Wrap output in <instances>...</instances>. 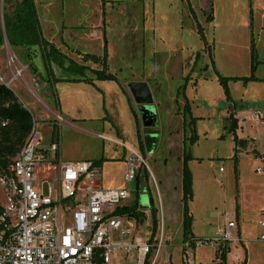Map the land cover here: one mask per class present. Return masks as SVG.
Instances as JSON below:
<instances>
[{"label":"rangeland","instance_id":"rangeland-1","mask_svg":"<svg viewBox=\"0 0 264 264\" xmlns=\"http://www.w3.org/2000/svg\"><path fill=\"white\" fill-rule=\"evenodd\" d=\"M35 1L45 37L67 56L87 66L84 71L87 79L95 78L94 70L102 65L90 59L85 61L80 53L102 56L106 45L110 72L120 80L132 74L135 77H148L152 88L158 91L156 93L168 101V107L171 104L173 108L168 112L167 104L163 106L162 103L164 127H160L159 118L155 125L149 126L158 129L157 134L153 135L157 139L151 151L147 154L145 148L138 147L147 159L157 185L150 170L143 168L141 178L145 180L139 191L137 181L131 182L129 187L133 199L127 203L135 201L138 195L139 203L149 208L153 197L154 206L159 211V188L166 226L180 239L182 202L174 184H178L183 158L186 154H192L197 157L188 162L193 174V199L189 203L195 218L193 230L198 238L217 236L220 228L228 223V217L235 212L237 185L231 159L233 140L229 129V104L214 65L224 76L249 75L250 41L254 32L259 69L264 73V0ZM20 2L3 0L0 5V74L9 80L21 65H25L27 69L11 88L39 120V125L46 128L49 121L56 123L54 126L61 129L63 153L80 157L78 159L94 157L108 161L100 178L102 186L123 181L126 185L124 175L130 153L128 146H135L137 138L125 95L114 81L92 86L74 81L73 78L81 75L65 71L60 76L70 79L56 84L47 81L39 47H13L9 42L6 20L14 18ZM252 12L253 28L250 26ZM210 14L213 16L211 19ZM199 26L204 31V39ZM12 54L18 57L15 66L8 64ZM54 67L60 72L58 66ZM185 82L190 83L187 89L185 87V97L190 102L192 112H187L186 124L181 126L176 117L183 114L184 99L180 94L174 103L172 100ZM55 93L60 98L61 106H57ZM231 93L237 110L245 111L242 118L249 133L260 139L264 124L255 118L254 113L264 110L263 84L257 83L247 90L242 81H233ZM151 106L156 114L157 104ZM57 113L63 115L65 120L58 119ZM79 118L82 120H74ZM192 119L198 140L190 145L192 129L188 122ZM117 129H122L124 135ZM96 131L116 141L99 138ZM258 155L254 154L255 157ZM253 160L251 162L245 156L242 167L247 185L243 225L248 245V264H264V243L258 238L262 231L259 225L262 215L255 205L258 202L255 193L263 189L261 183L264 179L254 172L257 161ZM220 167L225 171L221 172ZM51 173L53 178L58 175L56 169ZM38 184L41 186V183ZM4 199L0 186V205ZM145 223L146 220H143L138 225L141 234L147 229ZM239 237L237 244H230L232 250L228 264H238L234 255L244 245L240 233ZM216 249L217 246L212 244L197 246L193 253L198 264H214L212 260ZM242 250L241 256L245 253L244 248ZM178 256L179 250L173 249L175 262Z\"/></svg>","mask_w":264,"mask_h":264},{"label":"built area","instance_id":"built-area-1","mask_svg":"<svg viewBox=\"0 0 264 264\" xmlns=\"http://www.w3.org/2000/svg\"><path fill=\"white\" fill-rule=\"evenodd\" d=\"M17 61L15 54L8 58L10 66ZM26 69L21 65L9 80L0 74V83L11 88ZM254 116L264 124V110H257ZM56 117L63 120L59 114ZM2 125H8V121H2ZM128 149L126 185L103 187L101 166L94 160L58 162L60 143L46 141L34 117L31 131L11 166L0 171L5 196L0 212V264H174L169 250L173 234L165 223L159 188L161 206L156 230L153 206L143 207L138 195L139 209L146 220L144 234L138 231L142 221L122 211L133 199L131 182L138 184L140 180L139 191L145 180L141 178L143 168L150 170L157 185L147 159L138 149ZM255 159V170L264 175V156ZM53 169L58 171L55 178ZM261 215L260 226L264 229V209ZM239 240L238 223L229 220L214 238H196L193 244L184 241L180 264H197L194 247L212 244L219 252H228L230 244ZM259 240L264 242V230ZM216 264L223 262L219 259Z\"/></svg>","mask_w":264,"mask_h":264},{"label":"trees","instance_id":"trees-1","mask_svg":"<svg viewBox=\"0 0 264 264\" xmlns=\"http://www.w3.org/2000/svg\"><path fill=\"white\" fill-rule=\"evenodd\" d=\"M211 17L213 18V16L210 14L209 19H211ZM5 26L9 42L13 47H39L48 81H62L61 78L56 77L53 64H57L70 74H78L81 75V77H85L84 71L87 69V66L80 64L67 56L60 50L59 47H57L52 41L44 36L35 0H21L15 11L14 18H7ZM199 32L204 39L205 36L201 26H199ZM80 54L83 56L85 61L90 59L94 62L103 64L102 69L94 70L98 79L117 80V76L108 71V51L106 45L104 46V54L102 57L93 53ZM255 69L256 53L254 45H252V67L251 74L249 76L227 77L217 73L218 81L223 86L228 100H231V94L228 85L229 81L242 80L246 83L250 80H257V77L255 76ZM186 84L187 83L185 82V84L179 88V94H181L185 89ZM184 111L185 113L188 111L190 113L192 112L188 99L185 100ZM228 118L230 120L229 129L234 136V142L236 146H242L244 144V140L240 139L237 135V119L231 112L229 113ZM5 120L8 121V125L3 126L2 121ZM33 123L34 117L30 109L24 106L12 88L0 83V171L3 169H9L13 162V158L17 156L29 132L31 131ZM184 123L186 124V118ZM188 123L192 129L189 142L190 144H194L198 140V135L196 134V129L194 126V120L192 119ZM141 148L144 149V146L142 145ZM238 152L239 151L236 149L234 154L236 166L238 161ZM191 159H193L191 154H186L183 158L181 201L183 205L184 241H188L193 244L196 238L192 231L193 216L189 207V203L193 199V174L188 165V162ZM94 161L98 165H102L103 163L102 159H97ZM139 182L140 180H138V184ZM150 200L151 205L153 206V224L156 230L159 211L154 206L153 197H151ZM1 210L2 208L0 205V212ZM122 211L128 213L130 216H135L140 220V222L144 220L145 214L141 211V208L139 209V203L137 199L127 204ZM221 257L225 261L227 258V251L223 250ZM241 264H247V260H243Z\"/></svg>","mask_w":264,"mask_h":264},{"label":"crops","instance_id":"crops-1","mask_svg":"<svg viewBox=\"0 0 264 264\" xmlns=\"http://www.w3.org/2000/svg\"><path fill=\"white\" fill-rule=\"evenodd\" d=\"M252 15H253V12H252ZM39 19H40V16H39ZM214 19H215V17H214ZM40 24H41V20H40ZM253 25H254V15L251 16V23H250L251 28H253ZM41 28H42V24H41ZM42 31H43V28H42ZM251 35L252 36H251V41H250V74H251V67H252V45H254V49H255V53H256L255 76L257 77V80H250V81H248L246 83L244 81H242V80H231V81H229L228 85H229V89H230L231 100H228L227 99V96L225 94V90H224L223 86L220 84L221 85V88L223 89V92H224L225 100L229 104L228 112L229 113L230 112L233 113L234 116H235V118L237 119V124H238V127H237V135H238V137L240 139H243L244 140V144L242 146H240V145L239 146H236V144L234 142V138H233L234 136H233V134H231V138L233 140V142H232L233 143V154L231 155L232 156L231 159L233 160V169H234V173H235L234 178H235L236 185H237V195H236V201H235V212H233L228 217L227 220L228 221L229 220H236L237 221V223H238V230H239V233H240V236H241V240H242V242L244 244L243 247L242 246L240 247L241 250H242V248H244V250H245L244 255L241 256L240 249L239 250L237 249V251H236V253L234 255L235 259L238 260V264H241L243 262V259L244 260L246 259L247 260V264H248V259H249L248 245L246 243L245 228H244V225H243L244 212H245V208H246L245 206L247 205V203L244 201V198L246 200V196H247V191H246L247 190V185H246V179L244 178L243 171H242L243 161H244L245 156L247 157V159H249V161H251V162L254 161L253 159H255V156H254L255 153H258L259 154L258 156H264V132H262L263 134H262V136H261L260 139L257 138L255 135L254 136H251V134L248 131L247 125H246L244 119L242 118L245 111H243L242 109L237 110L236 104L234 102V99H233V96H232V93H231V85H232L233 81H242L244 87L247 90L250 89L251 87H253L254 85H257V83L258 84L261 83L264 86V73H262V71L259 69L260 59H259V56L257 55V49H256V44H255L254 32H252ZM104 36H105V34H104ZM93 54H95V53H93ZM103 54H102V56H103ZM96 55H98V54H96ZM98 56H100V55H98ZM107 63H108V71L110 72V65H109V61L108 60H107ZM99 64H101L102 67L101 68H97V70L103 68V64L102 63H99ZM55 65H56V67L58 66L57 64H55ZM55 65L53 64V69H54V73H55V75H56L57 78H61L62 81H66L67 79H70V78H67L66 79V78L61 77L60 75H62V74H60V73L64 72L65 70L62 69L60 66H58V69L60 70V72H58V70H56V68L54 67ZM206 68L209 69V66H207ZM214 69H215V72H216V76H217V73L221 74L215 68V65H214ZM44 70H45V67H44ZM6 72H8V70ZM45 75H46V78H47L46 80L48 81V77H47L46 71H45ZM249 75H245V76H249ZM235 76H238V75H231V76H227V77H235ZM217 79H218V76H217ZM73 80L74 81H79L81 83H86V84H89V85H92V86H98L99 83L102 84V83H104L106 81H114L115 83H117L116 84L117 85L116 87L119 88V89H121V92H123V94L126 97L127 104L129 105V108H130V111H131V114H132V117H133V123L136 126V138H137V141L136 142L137 143H136L135 146H131V147L138 149V147L141 148L142 145H143L144 148H145V150L147 151V154H148L149 151H151L152 146H153V143L157 139L156 136H153V135L157 134L158 129H156V128L151 129V128H149V126H145L143 124L142 118H141V114L139 112L138 104L135 102L134 97L131 94L130 89L128 87V84L130 82H134V81H144V82H147L148 83V85L150 86V89L152 91L153 97H154V103L157 104L156 117H157V119L158 118L160 119V122H161V126L160 127L161 128L164 127L163 121H162V114H161V112H162V103H163V106H166V104H167L166 110L168 112L171 111L173 108H172L171 104H169V107H168V101H166L163 98V96L160 97V95L156 93L158 91H156L154 88H152V85H150V83H149V78L148 77H145V76H143V77H135V75L132 74L131 76L126 77V78H124L122 80H120L118 78V76H117V80H105V79H98L97 77L86 79V77L76 76V78H73ZM62 81H52V82L54 84H56L57 82H62ZM188 84H190V83H187L186 84V89H187ZM179 88H178L177 94H176L177 97H175L174 100H172L173 101L172 103H174L176 101V98H178L180 96V94H179ZM186 89H184L182 91V93H181L182 94V97L184 99V105H185V100H186L185 99ZM153 92H155L156 96H155V94ZM15 93L17 95V92H15ZM33 94H35L34 91H33ZM55 100L58 103L57 106H61L60 105V98H59V96L56 95V93H55ZM43 104L49 110H51V111L53 110L47 103H43ZM134 105H136V106H134ZM57 114H59V113H57ZM59 115H61V114H59ZM61 116L63 117V115H61ZM186 117H187V113H185V111L183 109V114L180 117H178V118L176 117V120H178L179 125H180V123H182L181 126L185 125L184 122H185V118ZM64 120H65V118L63 117V121ZM74 120L77 122L78 120H82V119L79 118V119H74ZM54 124H56V123H53V122H50L49 121L48 126L46 128H42V129L44 130L45 137H46V141H53V140L56 141V140H58V142L60 143V150H59V154H58L59 155L58 156L59 157L58 158V162H60V161L97 160V159H99V158H94V157H86V158L78 159L80 157H74V156H70L68 154L63 153V150H61V147H62L61 146L62 145L61 129H59L56 126H54ZM60 126H61V124H60ZM117 131L121 135H124V131L122 129H117ZM96 134H98V137L99 138H104V139L105 138H107V139L109 138V137H105V135H103L102 132H97L96 131ZM254 138H256V139H254ZM252 140H254V141H252ZM181 141L184 144V142H185L184 139H182ZM183 148L185 149V145H183ZM236 149L239 151L238 152L237 166H236L235 161H234V154H235V150ZM196 158H197L196 156H193V159H196ZM193 159H191L189 161V163H191ZM107 163H108V161H105V162L102 163V165H100L101 166V174L103 172L104 167L107 165ZM257 165H258V162L255 164V167H254L253 170H254L255 173L263 176V179H264V175L258 173L255 170V168H256ZM182 167H183V162H182ZM182 167H181V171L179 173L178 184L177 185L174 184V187L179 190L180 198H182ZM224 171L225 170H223L222 172H224ZM124 185L125 184H124V181H123L120 184L112 183V184H110V185H108L106 187H123ZM261 186H262L263 189L260 190L259 192H256L258 195L255 193V199H258V202L256 201L255 205L257 206L256 207V210L259 212V214L264 209V182L263 181L261 183ZM194 188L196 189V180H195V177H194ZM161 198H162V196H161ZM163 210H164V208H163ZM190 211H191V209H190ZM192 216H193L192 231H193V234H194L195 238H198L197 233H195L194 230H193V224L195 222L194 214H192ZM181 220H182V236H181V238L180 239L177 238L176 234L171 231L172 234H173V243L170 245L169 250L172 253V257H173V249H178L179 250V256H178L177 261L175 262L174 259H173V263L174 264H180V262H181V252H182V248H183L182 245H183V242H184V237H183V205H182V219ZM259 225H260V223H259ZM221 229L222 228H220L219 232L221 231ZM263 230L264 229L262 228V231ZM258 238H259V236H258ZM195 248L196 247H194V249ZM231 250L227 252V258L225 260V263H224V261H222L223 264H228L229 254H230ZM242 252H243V250H242ZM221 253L222 252H219L218 249L215 250L214 257H213V260H212L214 262V264L218 263V260L219 259L223 260L222 257H221ZM197 264H198V262H197Z\"/></svg>","mask_w":264,"mask_h":264},{"label":"water","instance_id":"water-1","mask_svg":"<svg viewBox=\"0 0 264 264\" xmlns=\"http://www.w3.org/2000/svg\"><path fill=\"white\" fill-rule=\"evenodd\" d=\"M131 94L135 102L138 104L142 122L145 126L156 124V114L152 111L154 97L150 86L144 81H134L128 84Z\"/></svg>","mask_w":264,"mask_h":264}]
</instances>
